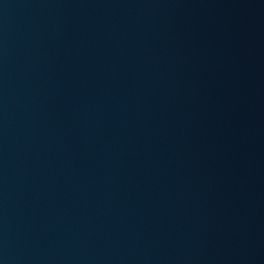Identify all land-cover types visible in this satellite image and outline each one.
Segmentation results:
<instances>
[{
  "label": "water",
  "instance_id": "1",
  "mask_svg": "<svg viewBox=\"0 0 264 264\" xmlns=\"http://www.w3.org/2000/svg\"><path fill=\"white\" fill-rule=\"evenodd\" d=\"M0 264H264V0H0Z\"/></svg>",
  "mask_w": 264,
  "mask_h": 264
}]
</instances>
